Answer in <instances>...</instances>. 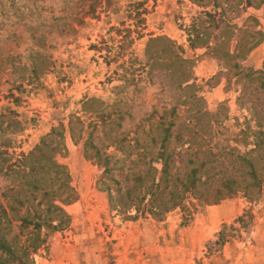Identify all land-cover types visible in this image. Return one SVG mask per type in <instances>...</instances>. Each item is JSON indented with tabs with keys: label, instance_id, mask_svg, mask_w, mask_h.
<instances>
[{
	"label": "rangeland",
	"instance_id": "374dc122",
	"mask_svg": "<svg viewBox=\"0 0 264 264\" xmlns=\"http://www.w3.org/2000/svg\"><path fill=\"white\" fill-rule=\"evenodd\" d=\"M256 31L262 43L264 4L239 0H0V147L13 161L49 138L77 194L33 264H264V90L235 67L253 70ZM178 55L192 88L178 85ZM198 109L212 116L194 124ZM170 121L180 172L204 164L209 193L231 179L236 191L128 218L111 206L94 151L123 187L127 161H157Z\"/></svg>",
	"mask_w": 264,
	"mask_h": 264
},
{
	"label": "trees",
	"instance_id": "16d2710c",
	"mask_svg": "<svg viewBox=\"0 0 264 264\" xmlns=\"http://www.w3.org/2000/svg\"><path fill=\"white\" fill-rule=\"evenodd\" d=\"M239 1L241 7L246 8L264 4V0L255 5L251 0ZM255 35L259 39L250 49L263 39L261 32L256 31ZM240 42L239 38L234 48L236 53L239 52ZM167 44L173 47L170 41ZM227 56L233 57V52ZM177 62L180 64L177 74L179 87L192 88L190 61L178 55ZM235 67L238 78L248 79L247 83L258 81V88L264 90V70L243 69L240 65ZM193 98L199 100L195 95ZM192 116L196 124L203 117L212 115L198 109ZM165 119L164 113L158 118L157 125H164ZM174 124L170 121L163 127L157 161H127L123 180L126 185L123 187L120 181L110 177L113 164L108 161V156L101 157L97 150L93 156L90 155L103 169L100 183L108 193L111 206L118 211L126 210V217L135 218L138 214L146 213L160 219L171 210L184 207L188 196L205 204H215L236 191V181L231 179L221 182L225 192L215 188V196L209 193L210 186H207L211 178L199 176L204 164L180 172V166L173 160L172 153L168 152L169 129ZM190 124L191 121L188 122ZM259 127L258 135L264 136V128ZM49 146V138H44L32 151L20 154L13 161H10L6 149L0 147V176L5 180L0 191V264H33L32 257L44 246L46 234L58 231L68 223L64 206L74 202L77 194L71 186L66 167L55 160ZM254 182L258 183V180ZM131 210L135 215H130Z\"/></svg>",
	"mask_w": 264,
	"mask_h": 264
},
{
	"label": "crops",
	"instance_id": "0c3cea01",
	"mask_svg": "<svg viewBox=\"0 0 264 264\" xmlns=\"http://www.w3.org/2000/svg\"><path fill=\"white\" fill-rule=\"evenodd\" d=\"M253 70H260L264 64V41L250 50L247 59L244 61Z\"/></svg>",
	"mask_w": 264,
	"mask_h": 264
}]
</instances>
